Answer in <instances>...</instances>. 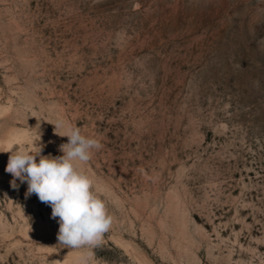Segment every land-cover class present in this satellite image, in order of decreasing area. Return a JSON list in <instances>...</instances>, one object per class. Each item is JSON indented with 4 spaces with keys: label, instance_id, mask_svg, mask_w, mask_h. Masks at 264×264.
Masks as SVG:
<instances>
[{
    "label": "rangeland",
    "instance_id": "1",
    "mask_svg": "<svg viewBox=\"0 0 264 264\" xmlns=\"http://www.w3.org/2000/svg\"><path fill=\"white\" fill-rule=\"evenodd\" d=\"M58 120L103 145L77 162L113 217L95 247L5 171L62 155ZM85 258L264 264V0H0V264Z\"/></svg>",
    "mask_w": 264,
    "mask_h": 264
},
{
    "label": "clouds",
    "instance_id": "2",
    "mask_svg": "<svg viewBox=\"0 0 264 264\" xmlns=\"http://www.w3.org/2000/svg\"><path fill=\"white\" fill-rule=\"evenodd\" d=\"M52 125L56 135L67 137V142L59 146L62 155H42V147L37 145L33 151L19 145L13 150L17 146L14 145L7 151L10 155L5 171L12 176L13 189L26 183V198L35 194L51 207V217L59 224L60 245L69 249L95 247L112 227L113 217L105 202L93 192V180L77 162L87 163L93 150H100L103 145L97 138L82 135L79 127L65 126L59 120ZM81 264H88L87 259Z\"/></svg>",
    "mask_w": 264,
    "mask_h": 264
}]
</instances>
